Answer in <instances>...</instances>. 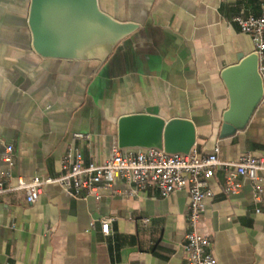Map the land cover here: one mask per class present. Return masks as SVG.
<instances>
[{
    "label": "crops",
    "instance_id": "obj_1",
    "mask_svg": "<svg viewBox=\"0 0 264 264\" xmlns=\"http://www.w3.org/2000/svg\"><path fill=\"white\" fill-rule=\"evenodd\" d=\"M99 1L138 28L104 59L69 60L35 50L31 0H0V180L8 172L12 187L21 177L58 178L62 159L76 153L86 165L102 163L118 146L120 117L141 113L192 121L202 155L218 147L223 161L264 158V99L245 130L220 138L230 106L221 74L254 53L234 18L261 15L264 0ZM226 177L219 169L209 180L198 231L217 264H264V205L257 212L244 177L238 194L225 193ZM128 190L119 180L87 198L57 184L34 204L23 191L0 195V264H185L189 193L162 197L149 188L131 197ZM107 218L114 219L109 235L101 229Z\"/></svg>",
    "mask_w": 264,
    "mask_h": 264
},
{
    "label": "built area",
    "instance_id": "obj_2",
    "mask_svg": "<svg viewBox=\"0 0 264 264\" xmlns=\"http://www.w3.org/2000/svg\"><path fill=\"white\" fill-rule=\"evenodd\" d=\"M243 33L253 43L254 53L259 57L260 73L264 76V10L259 16L235 17ZM78 139H89L87 135L78 134ZM9 170L14 166V147H6L3 156ZM227 171L223 191L238 194L242 188L239 177L250 180L253 199L258 206L264 205V158L258 159L251 154L243 155L238 161H223L220 149L202 155L194 146L188 154H169L157 148H127L116 146L111 155L102 163H84L83 155H67L61 161L62 174L58 178L36 176L32 179L18 178L17 185H8V172L0 180V195L12 191H23L29 204L36 203L43 195V189L49 184L59 185L69 195L77 198L97 196L101 189H113L121 180L129 186L128 195L139 197L149 188H155L162 197L186 190L190 197L188 212V231L185 236V264H217L212 253V242L201 235L198 225L206 210L205 200L211 196L208 182L215 171ZM113 218L101 220V229L105 235L111 233ZM148 224L150 219L142 220ZM93 226V225H92Z\"/></svg>",
    "mask_w": 264,
    "mask_h": 264
},
{
    "label": "water",
    "instance_id": "obj_3",
    "mask_svg": "<svg viewBox=\"0 0 264 264\" xmlns=\"http://www.w3.org/2000/svg\"><path fill=\"white\" fill-rule=\"evenodd\" d=\"M28 23L39 55L69 60L104 59L138 28L103 11L99 0H31ZM221 77L230 97L220 131V138L225 139L246 129L264 99L258 55L240 56L239 63L224 69ZM195 145L196 127L188 119L166 120L141 113L118 120L121 149L157 148L188 154Z\"/></svg>",
    "mask_w": 264,
    "mask_h": 264
}]
</instances>
